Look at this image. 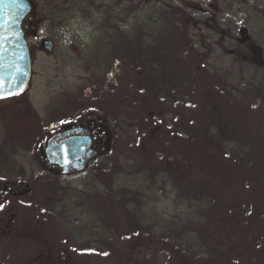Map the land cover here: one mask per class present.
<instances>
[{"label": "rangeland", "instance_id": "rangeland-1", "mask_svg": "<svg viewBox=\"0 0 264 264\" xmlns=\"http://www.w3.org/2000/svg\"><path fill=\"white\" fill-rule=\"evenodd\" d=\"M31 2L24 26L31 77L23 93L0 101V175L30 182L24 187L44 197L36 205L30 201L18 207V217L31 226L29 236L1 237L0 231V264H36L34 258L49 253L61 255L68 264H251L243 257L245 252L253 254V246L223 230L218 216V228L209 226L197 205L182 196L180 184L202 177L212 184L218 203L230 198L221 177V171L228 177L223 166L229 159L223 157L225 161L218 165L208 159L210 164H201L199 155L209 147L201 129L216 119L219 110L214 108L221 99L207 77L219 75L241 89L264 65V0H111L123 4L124 13L128 8L142 11L163 26L159 15L168 11L172 17L175 7L193 16L195 22L187 32L192 45L179 41V24L171 28L177 49L164 54L165 63L178 67L176 72L183 69L192 74L187 89H178L169 99L165 93L150 95L145 84L138 83L142 75L129 56L112 59L108 45L101 60L87 55L84 22L69 14V0ZM148 39L141 46L148 51L162 40ZM42 40L51 42L52 49L46 51ZM191 46L203 57L209 51L205 69L201 62L197 67ZM133 47L129 41V49ZM150 61L159 64L158 59ZM243 114V120L264 138V112ZM88 118L108 129L103 153L72 175L45 169L39 159L47 133ZM156 134H162L172 151L166 162H161V153L147 156L148 138ZM183 135L196 138L188 150ZM182 149L189 165L196 160L202 168L182 173ZM143 158L150 163H143ZM170 165H178V171L182 168L176 181ZM45 194L51 201H44ZM247 196L256 197L255 193ZM55 199L57 204L47 205ZM37 226L42 230L36 233ZM159 252L165 253L164 260Z\"/></svg>", "mask_w": 264, "mask_h": 264}, {"label": "trees", "instance_id": "trees-1", "mask_svg": "<svg viewBox=\"0 0 264 264\" xmlns=\"http://www.w3.org/2000/svg\"><path fill=\"white\" fill-rule=\"evenodd\" d=\"M137 1L144 2L145 0ZM69 3V14L84 22L87 55H90L92 59L101 60L108 45L112 59L129 56L131 62L136 64L142 75L138 83L141 86L145 84L146 91L148 93L151 91L150 95L158 96L157 93L161 95L165 93L169 99L175 96L178 89H182V91L187 89L190 70L187 72L181 69L176 72L179 68L176 69L172 64L171 67L167 66L164 54L173 53L177 49L173 30H171L174 24H179L177 27L179 28L178 33L180 32L179 41H183V44H191V37H187L188 25L191 24V21L194 23L195 20L190 13L179 6L173 8L172 17L169 16L168 11H164L165 13L159 15L160 19L165 21L163 26L159 25L157 21H152L154 16L147 17L142 11L135 13L132 8H128V11L124 13V6L120 2L113 4L111 0H69ZM147 38L153 41H157L158 38L162 40L158 46L148 51L147 48L142 49L141 47L142 41ZM105 41L109 43L106 44ZM129 41L134 43L132 49H129ZM194 52L190 55L196 57L197 67H200L201 62L202 68L205 69L204 59L207 60L206 55L209 51L204 57L198 50ZM152 58L158 59V66L151 64L150 59ZM176 61L175 58L174 64ZM146 64L150 67L142 70ZM150 73H153V77L150 76ZM207 78L212 89L215 88L220 92L221 99L218 101V106L214 108V110H219L216 119L208 120L210 123L207 128L204 126L201 129L202 139L209 147H204L206 149L201 150L199 155L202 157L201 164L205 161L207 164L211 162L218 165L225 161L222 160L223 157L229 159L227 166H223L228 177H225L223 171H221V177H223L222 180L226 184L227 191L230 192V198L222 199V202L218 203L212 184L202 177H195L198 180L189 179V182L186 181L188 178L185 179L183 184H180L183 185L182 196L197 205L199 215L203 213L209 226L210 224L216 225L218 216L222 218L223 230L228 234H234L237 239L239 236L245 238L248 244L253 246V254L245 252L243 257L247 262L264 264V244H262L264 243V199H262L264 196V138L258 129L243 120V112H264V65L258 67L251 78L243 82L241 89L234 86L233 83H227V80L219 75L210 74ZM149 79L152 80L151 85L153 83V86L148 84ZM30 113L31 118L35 117L32 110ZM194 125L192 124V126ZM168 130L169 128H166L165 132ZM173 130L176 136L182 139L178 129L174 128ZM192 137L193 135H183V146L187 150L190 145L196 142V138ZM147 146L149 148L147 156L161 153L163 155L161 162L170 159L169 155L172 151L167 149L168 146H166L162 134L148 138ZM182 154V173H187L189 168H202L196 160L189 165V159L183 149ZM143 160V163H150L145 158ZM186 168H188L187 171H185ZM170 169H172V179L176 181L177 174L182 168L178 171V165H170ZM252 193H255V198L247 196ZM216 228H218L217 225ZM257 228L259 229L256 231ZM159 254H163L161 260H164L165 253L159 252Z\"/></svg>", "mask_w": 264, "mask_h": 264}, {"label": "flooded vegetation", "instance_id": "flooded-vegetation-1", "mask_svg": "<svg viewBox=\"0 0 264 264\" xmlns=\"http://www.w3.org/2000/svg\"><path fill=\"white\" fill-rule=\"evenodd\" d=\"M28 17V16H27ZM27 17L24 22V26L27 22ZM25 29V27H24ZM26 33V32H25ZM42 47L47 51V47L52 49V45L47 40H42ZM50 49V50H51ZM1 101V97H0ZM1 108V106H0ZM99 119V118H98ZM33 126H35L33 124ZM65 132V135H60V133ZM35 134V129H31L30 135ZM46 138L44 145H40L41 158L39 162L41 165L53 172L54 174H64L72 175L79 173L87 168V166L94 160H96L104 150V145H107L106 136L109 134L108 129L101 125L96 119L88 118L84 120L77 119L76 121L70 122L63 127H58L50 130ZM109 136V135H108ZM56 137L50 148L54 145L68 139L70 137H88L90 139V146L85 151V154L78 157L72 161L67 167L66 172L62 173V166L60 162V157L56 156L52 151L46 152L45 148L47 142L50 138ZM104 147V148H103ZM81 165L83 168H81ZM30 182H24L21 180H13L10 178L1 177L0 175V231L2 236H9L12 234L16 237H21V234L24 236H29V228L31 227L23 218L18 217V207L27 206L31 201L33 203L43 199L44 195H35L29 192L28 188H25L24 185H28ZM31 196L30 199H26ZM48 197L45 194V198ZM44 198V199H45ZM44 201H51L46 198ZM49 202L47 205L57 204ZM96 201V200H95ZM98 202V201H97ZM53 206V205H51ZM30 226V227H29ZM36 233L41 231L40 226L36 227ZM31 233V232H30ZM42 252V251H41ZM36 264H68V260L64 259L61 255H53L49 253L46 256L41 257V255L34 258Z\"/></svg>", "mask_w": 264, "mask_h": 264}, {"label": "water", "instance_id": "water-1", "mask_svg": "<svg viewBox=\"0 0 264 264\" xmlns=\"http://www.w3.org/2000/svg\"><path fill=\"white\" fill-rule=\"evenodd\" d=\"M31 7L29 0H0V84L3 85L0 89L1 98L23 92L31 77V54L23 29V21ZM47 49L49 51L51 48ZM55 138L49 139L45 150L60 157L62 173H65L66 167L72 161L85 154L90 146V139L70 137L50 148Z\"/></svg>", "mask_w": 264, "mask_h": 264}, {"label": "snow or ice", "instance_id": "snow-or-ice-1", "mask_svg": "<svg viewBox=\"0 0 264 264\" xmlns=\"http://www.w3.org/2000/svg\"><path fill=\"white\" fill-rule=\"evenodd\" d=\"M3 88V85L2 84H0V89H2Z\"/></svg>", "mask_w": 264, "mask_h": 264}]
</instances>
